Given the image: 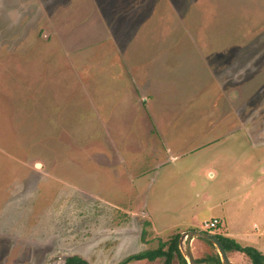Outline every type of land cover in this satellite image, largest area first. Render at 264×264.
Listing matches in <instances>:
<instances>
[{"label":"rangeland","instance_id":"obj_1","mask_svg":"<svg viewBox=\"0 0 264 264\" xmlns=\"http://www.w3.org/2000/svg\"><path fill=\"white\" fill-rule=\"evenodd\" d=\"M212 217L264 255V0H0V264H118Z\"/></svg>","mask_w":264,"mask_h":264},{"label":"trees","instance_id":"obj_2","mask_svg":"<svg viewBox=\"0 0 264 264\" xmlns=\"http://www.w3.org/2000/svg\"><path fill=\"white\" fill-rule=\"evenodd\" d=\"M221 225L222 222L218 221L215 230L218 228L220 229ZM206 233H208V231ZM144 234L145 233L143 231L142 232L143 238H144ZM214 236L219 239L228 257H230V255L232 254L238 253L244 255L249 260L250 264H264V255L261 252H259L257 249L252 247H242L235 240L222 235H214ZM179 237H180L179 233L174 234L165 242L159 241L156 248L147 249L137 254L127 256L118 264H131L133 262H141V261H147V262L159 261V264H173L174 260H177L178 264H187L184 258L181 256L180 251L178 249ZM205 243H207L212 247V245L209 244L208 242ZM196 261L198 264H220V260L216 252L204 256L201 259H196ZM64 264H87V263L84 260L73 256L66 258Z\"/></svg>","mask_w":264,"mask_h":264},{"label":"water","instance_id":"obj_3","mask_svg":"<svg viewBox=\"0 0 264 264\" xmlns=\"http://www.w3.org/2000/svg\"><path fill=\"white\" fill-rule=\"evenodd\" d=\"M194 239L202 240L211 244L216 249L220 264H231L230 259L218 238L212 234L194 230L181 233L178 239V249L187 264H198L191 247V243Z\"/></svg>","mask_w":264,"mask_h":264},{"label":"built area","instance_id":"obj_4","mask_svg":"<svg viewBox=\"0 0 264 264\" xmlns=\"http://www.w3.org/2000/svg\"><path fill=\"white\" fill-rule=\"evenodd\" d=\"M217 224H218V220L217 219H213V220H211L209 222H204L203 223V228L205 230H207V231H212L213 229L216 228Z\"/></svg>","mask_w":264,"mask_h":264},{"label":"crops","instance_id":"obj_5","mask_svg":"<svg viewBox=\"0 0 264 264\" xmlns=\"http://www.w3.org/2000/svg\"><path fill=\"white\" fill-rule=\"evenodd\" d=\"M152 63H153V62H152ZM148 67H149V66H148ZM151 70H152V69H151V67H150V70H148V71H146V72L150 73ZM141 71H142V70H140V72H141ZM141 73H142L141 76H143V73H144V72H141ZM141 73H140V74H141ZM148 73H147V74H148ZM216 218H218V217H212V218H210L209 220H211V219H216ZM218 219H220V218H218ZM209 220H208V221H209ZM220 221L223 223V221H222L221 219H220ZM221 227H222L221 229L225 230L223 224H222ZM221 229H220V230H221ZM225 232H227V231L225 230ZM226 235H228V237H231V239H233V236H231V235L229 236V234H226ZM235 254H236V253H235ZM233 255H234V254H233Z\"/></svg>","mask_w":264,"mask_h":264},{"label":"flooded vegetation","instance_id":"obj_6","mask_svg":"<svg viewBox=\"0 0 264 264\" xmlns=\"http://www.w3.org/2000/svg\"><path fill=\"white\" fill-rule=\"evenodd\" d=\"M205 233H206V231H205ZM208 234H210V233H208Z\"/></svg>","mask_w":264,"mask_h":264}]
</instances>
